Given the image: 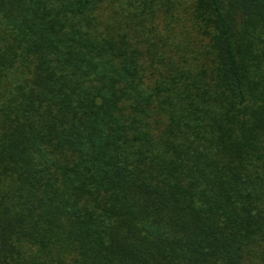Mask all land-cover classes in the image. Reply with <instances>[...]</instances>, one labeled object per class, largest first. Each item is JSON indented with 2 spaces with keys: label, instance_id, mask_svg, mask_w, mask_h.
<instances>
[{
  "label": "trees",
  "instance_id": "trees-1",
  "mask_svg": "<svg viewBox=\"0 0 264 264\" xmlns=\"http://www.w3.org/2000/svg\"><path fill=\"white\" fill-rule=\"evenodd\" d=\"M0 264H264V0H0Z\"/></svg>",
  "mask_w": 264,
  "mask_h": 264
}]
</instances>
